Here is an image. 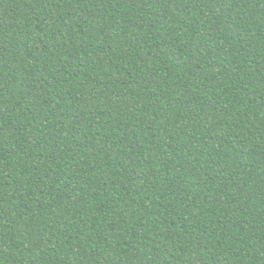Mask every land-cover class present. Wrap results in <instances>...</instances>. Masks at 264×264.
<instances>
[{
  "label": "trees",
  "instance_id": "obj_1",
  "mask_svg": "<svg viewBox=\"0 0 264 264\" xmlns=\"http://www.w3.org/2000/svg\"><path fill=\"white\" fill-rule=\"evenodd\" d=\"M0 264H264V0H0Z\"/></svg>",
  "mask_w": 264,
  "mask_h": 264
}]
</instances>
